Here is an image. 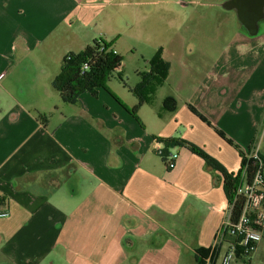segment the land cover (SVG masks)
<instances>
[{"label": "crops", "instance_id": "0c3cea01", "mask_svg": "<svg viewBox=\"0 0 264 264\" xmlns=\"http://www.w3.org/2000/svg\"><path fill=\"white\" fill-rule=\"evenodd\" d=\"M200 37L195 58L165 54L167 78L134 114L155 55L132 85L74 103L53 86L64 55L95 40L120 55ZM1 74L0 264H221L223 175L189 146L229 173L241 151L264 162V0H0ZM168 139L184 143L173 169L154 153ZM232 264H264V230Z\"/></svg>", "mask_w": 264, "mask_h": 264}, {"label": "trees", "instance_id": "16d2710c", "mask_svg": "<svg viewBox=\"0 0 264 264\" xmlns=\"http://www.w3.org/2000/svg\"><path fill=\"white\" fill-rule=\"evenodd\" d=\"M122 64V56L114 53L111 45L103 40H95L80 52H69L64 55L61 60L60 72L53 80V86L59 92L62 99L68 103L76 102L78 97L84 92H90L93 96H97L98 90L105 87L106 83L112 78L113 72L120 69ZM150 66L152 74L143 80V89L141 91H134L140 101L133 109V114L145 102L146 96L153 95L155 90L167 78L169 65L161 58L160 53H157L152 58ZM44 119L42 118L43 121ZM218 133L227 139L230 144L234 145L233 141L227 138L223 132L218 130ZM162 142L167 148L174 147L175 145H184V143L178 142L175 139L163 140ZM189 147L192 152L202 157L208 164L222 173L223 188L228 202L231 203L234 190L239 183L238 173L236 175L227 172L204 151L195 146ZM241 155H244L242 151ZM240 204L241 202H238V205L236 204L235 206L232 221H235L240 212ZM202 254L203 256L207 255L205 252H202Z\"/></svg>", "mask_w": 264, "mask_h": 264}, {"label": "built area", "instance_id": "2783aa9c", "mask_svg": "<svg viewBox=\"0 0 264 264\" xmlns=\"http://www.w3.org/2000/svg\"><path fill=\"white\" fill-rule=\"evenodd\" d=\"M114 53H116L115 50ZM3 76L4 74H1L0 79ZM171 148L165 147L161 142H156L154 148V153L166 163L169 169L176 166L178 158V154L174 153ZM263 168L264 162L256 149L244 153L242 167L238 173L239 183L234 190L233 200L229 203L228 217L214 243V249H216L226 238L231 239L221 264H232L238 255L250 258L263 239ZM238 202H241L240 212L235 221H232L233 212ZM5 207L6 204L0 197V217L7 216V212L4 210Z\"/></svg>", "mask_w": 264, "mask_h": 264}, {"label": "rangeland", "instance_id": "374dc122", "mask_svg": "<svg viewBox=\"0 0 264 264\" xmlns=\"http://www.w3.org/2000/svg\"><path fill=\"white\" fill-rule=\"evenodd\" d=\"M212 22L214 25V30L217 31V27H219L218 23L216 22L215 24L214 20ZM196 25H197V32L198 33L202 32L203 27L200 29L199 22H197ZM236 25L237 24L232 19H230L228 24H224V27L225 26L229 27V33H232V31L236 33L239 28V26H236ZM201 39H202L201 37L197 39L198 46L195 47L193 45L192 47H189L187 50H140L142 48L138 50H119L120 55L123 57V64H122L121 69L113 72L111 79L112 81L115 82V84H122V85L127 84L128 85L129 83V85H132V83H134V81L137 80V78H139L138 73L142 72L144 69V62L146 60L145 57H152L153 55H156L157 53L161 54V58L164 61H165L164 58L166 55L169 58H178L181 53H184L185 56L187 57H188V54L189 55L193 54L192 57L195 58L200 53L206 52L205 50H202L203 47L201 45V41L204 38L202 40ZM40 48L41 47H37L34 50H40ZM212 48H214V50H211V51L213 53H216L213 55V57L215 58L220 52V50H224V45H213ZM17 50H21V46H19ZM123 81H124V84H123ZM124 87L128 88V86H124Z\"/></svg>", "mask_w": 264, "mask_h": 264}]
</instances>
